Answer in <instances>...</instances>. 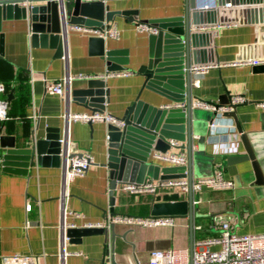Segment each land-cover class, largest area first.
Returning a JSON list of instances; mask_svg holds the SVG:
<instances>
[{"label":"crops","instance_id":"0c3cea01","mask_svg":"<svg viewBox=\"0 0 264 264\" xmlns=\"http://www.w3.org/2000/svg\"><path fill=\"white\" fill-rule=\"evenodd\" d=\"M185 1L108 0L105 4L113 14V20L106 26L115 25L119 38L99 42L92 40L97 37L68 27L64 36V59L55 57L53 48L31 46L30 22L20 11L0 19V83L8 85L6 95L10 103L9 118L0 124L1 256H30L33 264H111L112 260L115 264H148L154 250L172 248L190 253L189 219L186 217H175L177 225L174 228L144 229L117 224L113 230L115 238L108 243L102 235L77 238L65 235L63 239V224L66 228L83 229L88 224L105 225L110 216V180L107 168L102 166L107 161L108 126L78 122L67 126L65 115L91 112L72 95L73 91L86 88L88 80L71 82L64 88L62 96L45 92L46 81L67 75L106 72L103 54L114 52L112 58L116 64H122L123 70L132 75L104 81L108 93L104 112L123 118L137 103L135 113L141 115L142 121L151 120L157 115L152 110L161 111L160 107L173 101L168 93L145 86V77L139 71L152 61L158 65L170 64V56L174 53L165 51L164 36L176 40L168 31L172 23L183 17ZM256 6L258 20L260 13ZM137 23L152 24L160 33L157 36L138 33L135 30ZM209 27L200 30V33H211L209 41L205 42L207 46L202 48L204 54L200 60L214 67L201 77L199 87L191 85V103L201 100L217 105L225 94L229 99L235 95L246 97L247 103L237 106L234 111L236 119L242 134L264 154V110L256 106L264 102V65L241 63L264 61V55L237 59L240 49L252 44L258 36V26L251 22L241 25L229 22L219 29L210 30ZM176 62H171V66ZM218 122L219 127L230 124L226 118ZM201 127L192 128L193 178H207L220 172L225 180L233 182V188L203 189L193 195V201H198L193 204V242L217 237L220 229L214 228H220L221 224H228L231 232L238 235L264 233V161L260 166L262 177L258 181L250 161H228L246 154L240 133L238 153L227 155L223 151L215 152L213 141L208 137V123L203 129ZM49 129L58 131L61 138L68 129L70 154L87 153L94 161L82 177L71 183L66 200L63 164L57 167L38 164L35 156L25 153L32 148L33 141L43 139ZM145 146L146 143L141 145L142 148ZM186 146L185 139L179 150L187 156ZM150 148L145 153L141 150L142 154L147 157ZM148 163L166 174L175 170L151 159ZM113 197L115 215L148 217L155 203L183 201L187 194L177 189L161 190L156 194H130L118 186ZM64 208L72 213L65 220L62 217ZM197 226L202 229L195 230ZM106 249L113 254L106 256ZM64 252L67 255L63 256Z\"/></svg>","mask_w":264,"mask_h":264},{"label":"water","instance_id":"95a60500","mask_svg":"<svg viewBox=\"0 0 264 264\" xmlns=\"http://www.w3.org/2000/svg\"><path fill=\"white\" fill-rule=\"evenodd\" d=\"M260 18L256 19L257 6ZM25 9L22 10L21 7ZM218 10V11H217ZM22 13L30 22V43L33 47H50L56 53L55 57L63 58L64 36L68 27L84 26L108 29L106 23L113 20V14L109 12V7L102 0H0V19L7 18L13 13ZM264 0H186L184 15L179 20L172 23L169 36H164V48L168 53L171 51L170 64L158 65L152 61L147 67L140 69L145 77V86L153 91L165 92L171 97L173 102L185 101V109L155 111L151 120H141V115L135 113L137 103L129 108L126 115L121 118L126 125L124 130L116 127H107L109 137L106 150V164L102 165L108 170L109 196H110V216H114L113 206L115 198L114 191L118 186L126 184H143L148 180H168L183 178L179 173L166 174L159 167L148 163L144 154L150 145L155 142L154 149L165 152L168 146L164 139H186L187 149V178H193L194 166L192 163L191 139L193 126H203L210 123L214 117L213 112L192 107L191 103V75L189 68L192 64L203 63L200 57L204 54L202 48L206 47V40L209 41L211 33H200L202 27L214 26L218 23L235 22L238 25L251 22L258 26V36L254 42L240 49L238 61L248 60L264 55ZM13 12V13H12ZM169 38V39H168ZM104 42L100 38H94ZM114 52H105L103 59L108 72L122 71V64L117 65L112 56ZM177 61L171 66V62ZM185 69V72H183ZM105 82L101 80H88L86 88L73 91L75 101L91 112H104L108 103ZM227 94L221 96L217 107L229 104ZM139 106V105H138ZM236 109V107H235ZM133 115L134 118L132 117ZM223 117L231 118L234 121L236 130L241 134V141L245 150V156L231 157L229 162L250 161L257 180L262 177L261 165L264 161L263 150L252 146L239 126L235 112L224 114ZM175 124V126H171ZM203 127H201L203 129ZM200 131H203V130ZM180 133V134H178ZM202 132L199 135L202 136ZM146 143L145 148L141 145ZM144 143V144H143ZM65 134L61 135L56 130H46L43 139L33 141L32 148L25 153L35 156L38 164L59 166L64 165L66 157ZM142 148V149H141ZM142 151L144 153L142 154ZM162 173V174H161ZM150 216L153 217H186L189 219L190 243L189 251L193 245V194H187V199L177 202L155 203L152 206ZM115 224L107 222L101 228H64L67 237L77 238L89 235L104 236L105 243L111 242L115 238L113 233ZM124 240V236L122 237ZM106 256L113 254L110 249H106ZM111 264H115L114 260Z\"/></svg>","mask_w":264,"mask_h":264},{"label":"built area","instance_id":"2783aa9c","mask_svg":"<svg viewBox=\"0 0 264 264\" xmlns=\"http://www.w3.org/2000/svg\"><path fill=\"white\" fill-rule=\"evenodd\" d=\"M106 3L108 0H102ZM228 23H218L210 26L208 29H219ZM75 30L88 34L102 40L119 38V31L115 25H110L108 29L100 30L98 28H88L84 26H73ZM135 30L138 33H146L149 35L157 36L160 33L159 28L149 23H137ZM204 30V29H200ZM64 59V57H63ZM250 66L264 65V61L256 60L251 62H241ZM214 66L210 63L192 64L189 68L191 75V85L199 87L200 79ZM185 72V69H183ZM132 75L128 70L104 72L98 75H67L62 79L55 81L45 82V92L49 95L62 96L64 88L69 86L75 80H101L106 81L111 78H124ZM32 79V76H31ZM5 94V86L0 83V124L8 120L9 102L3 97ZM247 103L246 97L243 95L232 96L229 104L217 107L216 104L196 100L192 103V107L203 109L205 111L213 112L214 117L208 124V137L212 139L214 150L216 153L223 151V153L230 155L238 153L239 134L236 130L234 121L231 118H226L230 121L229 125L219 127L220 120L224 119V114L232 113L235 107ZM258 108L264 110V102L256 105ZM185 109V101L172 102L159 108L161 111L169 110H183ZM67 126L71 123H82L91 125L94 123H103L107 126H113L119 130L126 128L125 122L121 118H117L107 112H83V113H69L64 116ZM220 129V130H219ZM180 134V133H178ZM181 135V134H180ZM158 138V136H157ZM156 138V140H157ZM109 137L106 135V143ZM150 146L148 159L162 162L172 166L176 172L184 175L183 178L168 179V180H148L143 184H126L121 186V190L130 194H156L161 190L177 189L182 194H197L203 189L209 190H230L233 188L231 180H225L220 172L207 177L194 179L191 181L187 178V156L179 149L183 145V141L178 139H164V143L168 146L165 152L157 151L154 149L155 142ZM66 141V157L63 165V195L64 200L69 196V188L71 183L78 177H82L89 167L93 165L94 161L90 154H70L69 148V134L68 129L65 132ZM148 148V149H149ZM176 150V151H175ZM198 201H193L197 204ZM72 213L68 212L65 208L62 212L63 220ZM78 217V215H76ZM108 224H121L128 227H138L144 229L151 228H174L176 223L175 217H130L123 215L109 216ZM101 224H88L86 228H101ZM69 227V226H68ZM63 224L62 233L63 239L65 236ZM200 226L195 227V230L200 231ZM217 237L205 238L195 240L192 245V250L187 254L186 250L167 249V250H154L150 253L148 264H264V233L261 234H246L238 235L231 232L228 224H221ZM67 255L66 252L63 256ZM0 264H33V258L30 256H1Z\"/></svg>","mask_w":264,"mask_h":264},{"label":"trees","instance_id":"16d2710c","mask_svg":"<svg viewBox=\"0 0 264 264\" xmlns=\"http://www.w3.org/2000/svg\"><path fill=\"white\" fill-rule=\"evenodd\" d=\"M5 86V94H4V98L8 101V98H7V95H6V91H7V87L8 85L7 84H4ZM6 96V97H5ZM9 102V101H8ZM9 106H10V103H9ZM8 116H9V111H8Z\"/></svg>","mask_w":264,"mask_h":264}]
</instances>
